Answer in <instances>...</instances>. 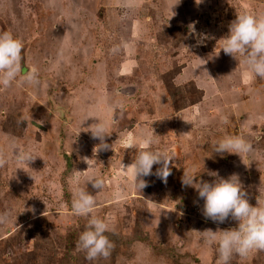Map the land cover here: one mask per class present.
<instances>
[{
	"label": "rangeland",
	"instance_id": "obj_1",
	"mask_svg": "<svg viewBox=\"0 0 264 264\" xmlns=\"http://www.w3.org/2000/svg\"><path fill=\"white\" fill-rule=\"evenodd\" d=\"M245 12L264 15V0H0V33L23 42L21 76L35 69L39 81L0 86V264H216L203 232L238 222L206 219L182 177L235 174L253 206L264 192V79L218 46ZM99 121L110 147L94 155L88 128ZM225 136L251 150L214 152ZM143 149L174 156L167 183L151 175L135 186L125 167ZM20 151L37 158L18 161ZM83 157L93 159L86 173ZM79 188L109 223L107 259L76 251L88 221L72 211ZM230 264H264V251Z\"/></svg>",
	"mask_w": 264,
	"mask_h": 264
},
{
	"label": "clouds",
	"instance_id": "obj_2",
	"mask_svg": "<svg viewBox=\"0 0 264 264\" xmlns=\"http://www.w3.org/2000/svg\"><path fill=\"white\" fill-rule=\"evenodd\" d=\"M202 0H196L200 4ZM193 27L194 26H190ZM220 51L230 55L243 63L250 75L264 79V15H253L250 13H237L236 19L229 24V33L218 41ZM23 42L14 37L10 32L0 33V86L10 87L14 82L38 84L37 72L30 70L21 76V52ZM92 139H98L100 143L94 147L95 155L101 150H107L110 146L106 143V137L110 136L105 123L92 124L89 128ZM144 145L153 143L152 137H145ZM212 150L223 155L237 154L243 159V154L251 150V145L242 137L225 136L213 142ZM129 147H134L129 145ZM17 160L29 163L37 157H33L30 151H20ZM88 165L86 171L93 167L92 160L88 157L82 158ZM174 156L167 151H151L143 149L137 151L133 162L125 167L131 170L135 186L140 190L148 186L143 177L155 175L167 183L171 175V167ZM7 163V159L0 151V167ZM161 165L153 173V166ZM125 166V165H124ZM216 176V173H211ZM88 184L97 191L104 188V180L96 176L87 178ZM182 184L185 187H193L200 199L204 201L202 214L206 219L213 222L224 223L230 216L238 222V227L213 231H204L205 243L217 245L218 258L216 264H230L233 254L246 258L254 250L264 251V192L258 189L260 195L256 198L257 204H250L247 192L237 175L233 174L227 179L218 178L213 182L198 181L194 174L185 170L182 177ZM96 206L95 196L79 188L73 195L72 211L75 215L88 217L85 230L80 234L76 251L83 252L85 259L89 261L110 257L115 245L106 233L110 232L109 223L93 214ZM7 213L0 214V223L5 222ZM222 235L218 236V233Z\"/></svg>",
	"mask_w": 264,
	"mask_h": 264
}]
</instances>
